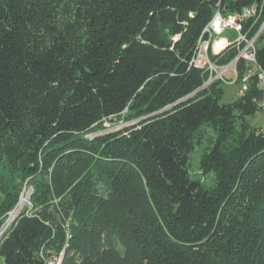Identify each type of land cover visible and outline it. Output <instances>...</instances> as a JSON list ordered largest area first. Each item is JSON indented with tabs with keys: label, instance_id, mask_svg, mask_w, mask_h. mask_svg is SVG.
Segmentation results:
<instances>
[{
	"label": "trees",
	"instance_id": "1",
	"mask_svg": "<svg viewBox=\"0 0 264 264\" xmlns=\"http://www.w3.org/2000/svg\"><path fill=\"white\" fill-rule=\"evenodd\" d=\"M66 2L80 10L72 30L58 26ZM218 3L263 4L251 34L264 20V0H0V162L40 175L37 210L0 242L4 264L65 248L62 264H264V131L245 122L260 89L221 104L222 82L201 88L208 74L191 64ZM126 109L146 117L90 138ZM204 125L209 185L189 170Z\"/></svg>",
	"mask_w": 264,
	"mask_h": 264
},
{
	"label": "rangeland",
	"instance_id": "2",
	"mask_svg": "<svg viewBox=\"0 0 264 264\" xmlns=\"http://www.w3.org/2000/svg\"><path fill=\"white\" fill-rule=\"evenodd\" d=\"M79 9L71 3H65L60 11L58 17V26L62 29L72 30L78 24ZM74 31V30H73ZM236 32L233 30L225 31L222 36L229 39L236 37ZM222 88L224 94L220 100L221 104L230 103L234 98L241 94V84L236 82H223ZM170 108V107H167ZM146 116H137L130 109H126L122 115L113 116L108 119H103L97 123V132L93 134H88L93 138L97 135H102L108 132H114L125 127H131L139 125ZM245 122L248 123L253 128H261L264 131V110L259 109L255 114L247 115L245 117ZM216 135L213 129L209 126L204 125L198 133L195 139V144L193 151L190 155L189 170L192 177L199 179L206 184L213 183V175L205 174L200 168V160L202 154L205 152L207 147L212 144ZM27 161L24 158H13L7 154L0 162V220L2 224H7L10 222L11 227L17 222L19 218L23 215H31L37 208L34 207L32 203V195L34 194L37 182L40 179V175L33 170H28L24 167ZM46 175L45 178H47ZM9 199H16V204L7 212L1 209L2 205ZM60 198H54L53 201L58 203ZM74 218L69 215L66 219V246L72 238V229L70 224H74ZM9 232V229H8ZM7 235L4 234V236ZM65 248V247H64ZM67 248L60 250L59 253H53L51 258H61V264L64 262V257L66 255ZM0 264H4V258L0 256Z\"/></svg>",
	"mask_w": 264,
	"mask_h": 264
},
{
	"label": "built area",
	"instance_id": "3",
	"mask_svg": "<svg viewBox=\"0 0 264 264\" xmlns=\"http://www.w3.org/2000/svg\"><path fill=\"white\" fill-rule=\"evenodd\" d=\"M263 4H251L240 11L224 13L218 3L211 20L206 24L198 39L191 64L206 72L208 78L203 84L205 88L215 81L236 82L241 84V94L246 92L252 82L260 89V97L255 100L257 106L264 110V68L258 60V44L264 32V20L255 34L252 29L261 18ZM251 24L247 26L249 21ZM227 30L236 32V37L229 39L222 36ZM231 49L237 54L228 63H219L220 59ZM240 65H243L242 69ZM10 222L0 226V242L10 229ZM48 264H61V258H50Z\"/></svg>",
	"mask_w": 264,
	"mask_h": 264
},
{
	"label": "water",
	"instance_id": "4",
	"mask_svg": "<svg viewBox=\"0 0 264 264\" xmlns=\"http://www.w3.org/2000/svg\"><path fill=\"white\" fill-rule=\"evenodd\" d=\"M202 88V87H201ZM183 100V99H182Z\"/></svg>",
	"mask_w": 264,
	"mask_h": 264
}]
</instances>
